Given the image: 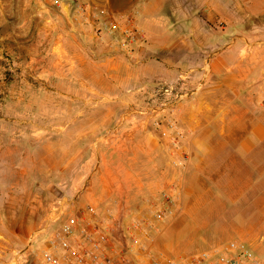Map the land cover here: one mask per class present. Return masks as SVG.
Segmentation results:
<instances>
[{
	"label": "crops",
	"instance_id": "0c3cea01",
	"mask_svg": "<svg viewBox=\"0 0 264 264\" xmlns=\"http://www.w3.org/2000/svg\"><path fill=\"white\" fill-rule=\"evenodd\" d=\"M84 1L92 10L103 9L117 16L122 28H134L142 38L128 51L118 49L107 34L96 35L98 25L76 15L68 0H0V174L5 172L1 169H8L9 174L52 173L58 162L48 166L43 160L59 158L64 138L66 157L74 160L78 157L75 132L84 152L90 146V128L109 125L106 118H92L93 111H122L140 96L147 99L154 81L174 79L189 68L200 69L199 77L202 69L206 72L202 92L181 104L175 116L189 128L184 144L187 164L182 170L205 176L212 151L209 144H226V157L218 168L228 182L225 188L220 183L211 185L210 206L220 208L211 220L227 223L228 234L246 243L264 264V112L259 106V89L256 105L250 100L256 61L250 32L264 29V0ZM218 80L227 84L233 97L225 104L212 105L204 98L218 87ZM240 95L242 101H236ZM98 98L113 99L115 104L102 103L103 108H97ZM214 106L243 121L224 134H209L210 121L202 119ZM138 137L122 132L107 136L121 150H113L109 161L96 151L97 168H91L94 154L89 153L83 160L82 177L86 178L80 187L82 177L73 186L76 192L71 199L65 198L76 216H84L89 206L96 207L101 218L108 216V241L103 249L114 263L122 258L123 264H153L149 258L156 238L142 236L136 247L121 237L131 220L138 219L137 213L129 215L127 211L135 199L140 200L136 208L153 205L151 198L142 197L144 192L172 185L174 194L181 190L180 204L187 212V189H183L180 172L174 170L169 180L165 170L151 163L158 158L155 140L149 138L144 148L146 168L139 162L134 165L133 155L130 165L125 161L123 146ZM104 139L96 143L107 144ZM167 155L170 160L168 151ZM198 197L202 195L195 194V205L203 206ZM38 226L34 224L26 241L42 225L36 229ZM132 233L139 236L137 231ZM36 251L28 264H36Z\"/></svg>",
	"mask_w": 264,
	"mask_h": 264
},
{
	"label": "rangeland",
	"instance_id": "374dc122",
	"mask_svg": "<svg viewBox=\"0 0 264 264\" xmlns=\"http://www.w3.org/2000/svg\"><path fill=\"white\" fill-rule=\"evenodd\" d=\"M114 18H118L114 16ZM250 40L252 41L251 50L252 55L256 61L253 63V74L255 77L252 80L250 100L256 105L259 94H258V82L260 79V72L264 70V29L252 30ZM244 54V53H243ZM219 81V82H218ZM217 86L213 92L207 93L204 98L205 101L212 103V105H222L229 102L233 95L227 84L218 80ZM159 81H154L152 86L155 88ZM209 83L208 85H210ZM202 90L197 93L199 97ZM249 96V95H248ZM196 97V99H197ZM243 96L236 101L241 102ZM146 100V95L140 96V100L127 106L124 110H113V111H93L92 118L102 119L106 118L109 120V125L90 128V146L83 152V143L78 140V132H75V155L76 159L71 160L66 157L67 155V139L64 138L63 143L60 144L59 158L57 160L48 159L43 160L48 166L54 165L58 162V168H53L52 173L49 174H9L8 169H1L5 172L0 174V264H6L11 258V253L16 254L29 246V240L26 241L27 235L32 232L34 224H37L38 229L40 225L45 223L46 216L50 213L51 204L60 198L71 199L76 191L73 190V186H76L82 175H84L83 160L88 157L89 153L94 154L91 168L99 167L97 160L96 151H100L105 156L106 161L112 160L114 155L109 157V154L113 150H121L116 148L117 146L111 143L107 136L119 135L121 132L124 135L131 136L132 134L138 135V141L126 143L125 161L130 165L133 161L131 156L136 158L135 164L138 162L142 165V168H146V159L144 148L148 145L147 140L152 138L156 141L158 155L154 163L160 170H165L166 177L169 180L172 179L174 170L179 171V177L183 182V189H187L186 197L188 198V205L185 211L182 203V195L179 193L174 194L172 191V185L169 187L165 186L162 188L161 185L156 186L153 190L144 192L142 197H149L153 201V205L141 206L136 208L135 205L140 204L138 198L135 199L134 205H130L127 211L130 214L137 213L138 219L143 222V230L138 232L139 236L135 238L140 239L142 236L151 240L156 238L152 245V251L150 255V262L154 264V259L166 263V259H175L179 256L188 258L191 255L200 253L202 251L209 250L221 243L229 240H239L228 234V226L225 222L212 221L214 218L213 214L216 215L220 211L219 207L213 208L211 204L210 190L212 183L222 184V188H225L226 182H228L226 176L219 175L220 161L226 157L224 146L226 144L214 143L211 145L210 154L207 158L208 167L204 169L206 175H196L193 171L188 173L182 169H177L168 164V146L158 134V131L153 128L150 124L142 126L138 124L141 116L136 112L142 109L145 105L142 104ZM248 100V99H247ZM97 108H103L102 103L105 105L115 104V100L107 98L102 100L98 98ZM196 101V100H195ZM187 102V101H186ZM244 102L248 104V101L244 99ZM206 118H203L202 122L206 123L210 121L208 127L209 134H224L227 130L236 125H239L243 120H234L231 118L230 112L225 110H216L215 106L204 112ZM179 127L186 132L187 138L189 136V128L184 127L181 123H178ZM212 126V128H211ZM21 130L31 131L32 128H18ZM34 131V130H33ZM191 132H194L191 130ZM106 137L104 139L107 144L96 143L98 139ZM130 141V140H129ZM149 142V141H148ZM204 146H207L204 144ZM70 154V153H69ZM71 155V154H70ZM202 157V156H201ZM195 158V157H194ZM193 159V154L190 155V161ZM57 166V165H56ZM171 166V167H170ZM12 170V169H10ZM39 170V169H38ZM86 178V177H85ZM79 181V187L85 179ZM171 178V179H170ZM78 188V187H77ZM198 188H203V191H198ZM184 191V190H183ZM168 192L171 194V201L165 202L162 198V193ZM77 194V193H76ZM195 194L202 195L198 197L199 203L203 202V206L195 205ZM178 196V197H176ZM163 200V201H162ZM206 203V204H205ZM162 212V218L158 219L156 214ZM183 214L187 217H180ZM40 223V224H39ZM43 223V224H42ZM129 226L130 223H129ZM33 233V232H32ZM40 242L32 240L31 246L34 250L30 255L37 252V246ZM141 244L136 245L139 247ZM146 246V245H145ZM10 256V257H9ZM13 257V256H12ZM29 262V261H28ZM28 264V263H27Z\"/></svg>",
	"mask_w": 264,
	"mask_h": 264
},
{
	"label": "built area",
	"instance_id": "2783aa9c",
	"mask_svg": "<svg viewBox=\"0 0 264 264\" xmlns=\"http://www.w3.org/2000/svg\"><path fill=\"white\" fill-rule=\"evenodd\" d=\"M57 3L60 0H49ZM76 15L93 19L98 25L99 33L107 34L110 43L118 49L128 51L142 36L132 28H122L119 18L106 10H92L84 0H68ZM189 68L179 73L174 79L159 81L152 93L144 102V107L136 113L141 116L138 124H150L158 131L159 137L167 143L169 163L172 167L184 169L187 164V152L184 144L187 135L176 120L181 104L192 100L203 88L206 72L201 69ZM261 95L259 106L264 112V73L258 85ZM165 202L171 201V194L162 193ZM69 203L60 198L51 204L50 217L31 236L28 248L13 255L8 264H27L32 250V240L40 242L37 246L38 257L36 264H123L120 258L114 263L104 255L103 244L108 241L110 219L101 218L97 208L89 206L84 216H76L68 208ZM162 218V212L156 214ZM130 228L121 233L122 239L129 245H138L139 239L133 231L141 232L144 228L139 219H132ZM154 259V263L157 260ZM166 264H261L256 255L246 245L238 240H229L209 250L184 258L166 259Z\"/></svg>",
	"mask_w": 264,
	"mask_h": 264
}]
</instances>
